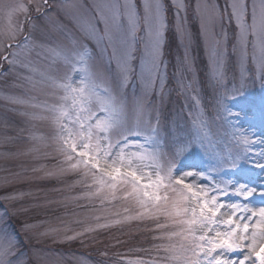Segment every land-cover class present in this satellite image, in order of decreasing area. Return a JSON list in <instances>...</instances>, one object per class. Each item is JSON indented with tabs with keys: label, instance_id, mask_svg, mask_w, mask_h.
<instances>
[{
	"label": "snow or ice",
	"instance_id": "obj_1",
	"mask_svg": "<svg viewBox=\"0 0 264 264\" xmlns=\"http://www.w3.org/2000/svg\"><path fill=\"white\" fill-rule=\"evenodd\" d=\"M35 4L36 13L51 20L56 5L49 0ZM189 6L185 0H172L171 27L187 43L169 77L165 48L170 25L163 0H144L143 16L133 0L74 3L72 18L79 34L62 25L41 28L20 0L0 4L7 18L0 26V72L5 64L4 75L27 72L19 75L32 88L50 89L55 102L6 99L40 109L26 113L32 119L50 120L51 140L61 159L49 175H78L86 198H100L101 204L132 201L138 211L125 220L157 221L155 239L162 243L154 248L164 255L129 264H264V0L195 4L201 34L215 37L209 77L214 112L200 111ZM17 13L25 15L27 31L23 23L12 22ZM233 24V53L243 65L251 48L255 66L239 79H229L225 66L226 25ZM38 32L44 38H37ZM140 45L143 51L137 56ZM177 89L196 111L189 113L190 127L170 130L161 123L158 104ZM225 169L230 178L217 179ZM2 183L10 181L5 177ZM18 198L0 197V264H24L14 259L20 239L11 221ZM106 226L97 224L66 239Z\"/></svg>",
	"mask_w": 264,
	"mask_h": 264
},
{
	"label": "rangeland",
	"instance_id": "obj_2",
	"mask_svg": "<svg viewBox=\"0 0 264 264\" xmlns=\"http://www.w3.org/2000/svg\"><path fill=\"white\" fill-rule=\"evenodd\" d=\"M16 2L17 0H0V4ZM20 2L28 7V15L41 28L46 24L49 28L62 25L79 34V27L72 18L71 5L79 3L90 6L94 0H49V4L56 5L50 12L49 21L36 13L35 0L32 3H29V0H20ZM133 2L139 5L140 14L143 16L144 0H133ZM163 2L168 8L170 26H172L175 23L172 0H163ZM185 2L190 5L187 27L191 33V56L195 60L194 73L197 77L196 88L200 93V111L214 112L209 77L211 49L215 37L205 36L200 32L199 23L193 13L197 0H185ZM6 22L7 18L0 13V26ZM12 22L23 23L27 31L28 24L23 13L15 14ZM172 30L175 38L170 40L166 38L165 48L169 77H172L176 70L175 66L183 57L184 43H187L186 40L181 41L174 28ZM216 31L219 32V28ZM226 31L228 35L226 71L229 79L233 77L239 79L242 73L247 75L250 71H255L251 61V48L247 61L241 65L237 55L232 51L234 24L226 25ZM140 35L144 36L145 33L141 32ZM37 38L42 39L44 36L38 32ZM89 47H94V43ZM142 51L143 45H140L136 55L139 56ZM6 71L7 64L0 72V197L6 194L19 197L13 205L18 211L11 221L20 239L19 255L14 259L23 260L24 264H129L130 261L138 258L149 260L163 256V251L157 252L154 248V245L162 243L161 240L155 239L159 235V231L156 230L157 221L124 219L126 216L135 217L138 211L132 201H105L101 204L100 198H86L87 189L78 175L48 174L55 173L58 161L61 159L56 151V145L51 140L53 128L50 120L32 119L26 113L40 112V109L13 104L6 97L19 96L31 99L32 103L44 101L54 103L55 99L48 95L50 89L39 85L32 88L24 81L19 73L28 75L27 72L18 70L17 73L4 75L3 72ZM254 90H259L258 85ZM158 107L162 125H166L170 130H175L176 125L185 129L190 127L192 117L189 113L196 111L192 100L181 94L178 89L167 95L163 104H158ZM213 131H216L215 126ZM33 137L42 139H33ZM227 173L228 170L225 169L217 179H229ZM5 177L10 181L7 185L2 183ZM199 183L207 184L208 181L200 180ZM227 199L235 201L236 197ZM126 208L127 212L124 211ZM97 217L99 219H96ZM116 220H120V223H114ZM158 222L164 223V220ZM97 224L107 226L84 233L76 239H66L75 233H83L85 228H95ZM25 225L29 226L27 230ZM92 252L94 256L91 258L88 255Z\"/></svg>",
	"mask_w": 264,
	"mask_h": 264
}]
</instances>
